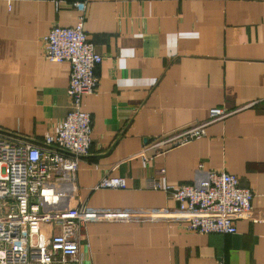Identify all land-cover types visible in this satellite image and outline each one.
Wrapping results in <instances>:
<instances>
[{"label": "crops", "instance_id": "crops-1", "mask_svg": "<svg viewBox=\"0 0 264 264\" xmlns=\"http://www.w3.org/2000/svg\"><path fill=\"white\" fill-rule=\"evenodd\" d=\"M84 28L102 56L96 89L82 98L92 119L76 191L61 204L176 211L165 185L225 170L253 193L234 233H198L172 216L81 226L83 264H264V0H0V133L41 144L70 108V65L44 56L54 24ZM256 101L253 105H243ZM234 110L205 134L146 160L168 131ZM104 176L122 187H97ZM153 183L157 185L153 187Z\"/></svg>", "mask_w": 264, "mask_h": 264}, {"label": "built area", "instance_id": "built-area-1", "mask_svg": "<svg viewBox=\"0 0 264 264\" xmlns=\"http://www.w3.org/2000/svg\"><path fill=\"white\" fill-rule=\"evenodd\" d=\"M74 25L54 23L42 37L44 56L70 65L67 94L70 108L41 144L0 133V264H83L81 226L100 220H143L172 216L187 230L234 233L236 221L252 215L253 193L225 170L198 169L197 181L165 185L176 211L96 208L84 202L61 204L62 185L75 192L78 161L88 153L92 119L82 107L84 95L98 85L96 66L102 56L84 28V3ZM251 101L244 106L253 105ZM239 107L237 109H240ZM237 109L212 107L206 120L152 137L140 151L144 159L205 134L206 126ZM120 177L104 176L97 187H122ZM153 183V187H156ZM218 264H224L220 259Z\"/></svg>", "mask_w": 264, "mask_h": 264}]
</instances>
